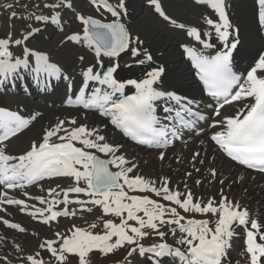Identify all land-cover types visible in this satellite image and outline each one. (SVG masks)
I'll return each mask as SVG.
<instances>
[{
	"label": "snow or ice",
	"instance_id": "snow-or-ice-1",
	"mask_svg": "<svg viewBox=\"0 0 264 264\" xmlns=\"http://www.w3.org/2000/svg\"><path fill=\"white\" fill-rule=\"evenodd\" d=\"M91 3L98 12L103 9L113 19L104 22L91 15H75L81 31L68 35L66 40L83 43L95 57L94 64L82 69L78 89L49 54L27 46L26 41L39 31L32 24L27 25L19 38L14 39L12 33L0 37V91L5 86L15 88L17 81H24L26 76L41 91L49 90L52 80H63L67 82L66 106L98 113L106 121L101 126H91L78 123L75 118L58 119L43 131L39 141H33L22 154L14 155L8 153L7 142L28 128L40 113L25 117L21 112L0 107V186L8 190L25 189L52 178L73 182V186L60 191L49 188L50 199L29 197L43 207L9 198L7 192L0 193V204L18 206L20 212L45 225L59 217H74L76 211L69 208L73 204L81 211L91 213L99 208L102 216L119 218V223L105 219L99 233L93 231L95 223L88 228L73 225L65 233L56 231L54 239L39 244L40 249L50 254V264H68L70 257H75L77 264H90L94 252L108 257L119 250L126 252L125 264L134 255L145 264H164L166 258H171V264H224L238 228L244 231L245 264H264V223L252 218L247 206L230 199L223 188L218 199L209 197L205 202L195 196L187 183L181 191L171 187L167 176L149 179L136 174L137 164L124 154V145L109 138L106 129L111 125L136 145L168 148L176 140L183 141L186 130L195 129L209 117L194 109V99L158 87L165 68L150 66L152 54L146 48L141 49L143 42L139 36H133L122 22V14L127 12L126 0H117L115 6L109 0ZM148 3L163 20L184 30L199 45L182 43L180 47L204 92L214 102L207 105L217 118L212 119L209 127L219 130L209 140L237 165L264 173V51L242 70L243 74L234 70L239 29L229 18L225 0H193L194 5L211 9L217 17L202 15L206 30L178 23L165 13L160 0ZM34 7L39 9L41 5ZM42 7L49 13L31 12L19 18L60 27V10L71 9L73 3L54 0ZM10 18H17V13L13 11ZM254 19L258 31L264 35V0H254ZM126 52H130L136 65H149L142 77L117 78L121 66L115 58ZM103 57L112 62L106 66ZM79 59L83 61L84 57ZM128 88L134 89L132 94H126ZM233 105L241 106L234 114L222 115L226 106ZM199 157L200 153L195 152L192 161L198 160L203 165L205 160ZM159 159H165L164 152L159 153ZM192 166L196 172L200 171L195 163ZM209 174L216 179L217 169L209 168ZM186 175L191 177L192 173ZM81 183L85 186L81 187ZM219 183L224 185L225 180ZM195 184L200 185L201 181L196 180ZM70 193L75 194L74 199L69 198ZM23 195L29 194L25 191ZM81 195L87 199H80ZM2 222L8 228L26 231L19 223L7 219ZM169 234L175 240L174 245L166 241ZM149 235L158 236L160 242L145 246L142 241ZM15 247L22 251L19 245ZM21 264H45V261L41 252L36 251L26 255Z\"/></svg>",
	"mask_w": 264,
	"mask_h": 264
},
{
	"label": "bare ground",
	"instance_id": "bare-ground-1",
	"mask_svg": "<svg viewBox=\"0 0 264 264\" xmlns=\"http://www.w3.org/2000/svg\"><path fill=\"white\" fill-rule=\"evenodd\" d=\"M185 1H188L186 2V6L193 8L194 10L193 13H186L185 15L184 12L182 10H179L178 8L173 9L171 11L166 5L165 0H160L161 6L165 11V13L169 17L177 20L178 23L186 22V23H190V25L188 26H197L200 27L201 29L206 30L208 26L204 25L202 15L206 14L213 19H217L214 13L211 12L208 8L194 5L193 0H185ZM238 1L240 0H225L227 4V12L229 18L231 22L239 29L238 38L240 40V44L238 46V49L234 53V67L236 71L243 74L242 70L248 68V66L251 63V60L253 59L254 54L256 53L255 56L256 58L259 52L264 51V35L260 34L255 20L252 21L251 19V14L254 10V0H248L244 2L241 1V4H238ZM109 2L113 6H115L117 3L115 0H109ZM72 3H73V7L71 9L60 10L62 17L60 27H65V25L67 24L66 22H69V20L75 16L74 14L71 15L70 12L73 9L79 8L80 4L82 3V0H72ZM9 4L13 5V7L17 5L11 3L9 0H0V37H5L8 33H14L15 35L18 34V36L17 37L15 36L14 39L19 38L21 33L27 28V25L32 24V26L38 28L39 31L34 33L33 37L29 38V40L26 41L27 46L29 48L43 51L49 54L51 61L61 66L64 73L70 77L74 87L78 89V87L81 85V80H82L80 75L81 72L79 73L76 72L77 74L74 76L68 69V67H74V66H67V65H73V63L75 62L72 60L73 55L75 53L70 48L74 46L75 50L77 49L78 52H81V50L83 49H79L78 47L76 48V46L82 45L83 43L80 42H73L72 44L70 42H69L70 44L65 43V45L69 46V48L68 49L65 48L62 50L61 53L55 54L57 59L63 60V64H61L57 59L54 58L53 56L54 54L51 55V52L48 51L43 45V41H45L47 37L49 38L51 34H53V30H56L57 28L59 29V27L51 24L45 25L42 23H38L35 20H25L24 22L19 18L18 15L19 12L22 11V9L26 8L25 5L19 7V9H15L13 7L9 9L7 7V5ZM147 4H148V0H126L127 12L126 14H122L121 19L122 22L125 23L127 27L128 24L130 23V27L132 31L131 30L129 31L133 36H139L140 40L143 42L140 45L141 49H145L144 44L147 45L146 49L153 56V62L150 66L151 67L163 66L165 68V75L163 78V82L160 83L158 87L161 88L162 90L166 89L169 91L176 92L178 95L186 96L189 99H194L196 101V105H194V109H196V107L199 105L206 104L207 102H209V100L208 98L203 97L202 95L201 92L202 84L200 83L198 77H196L195 70L191 68L190 62L187 60L185 54H183V50L180 47L182 43H188L190 44V46H195L194 44H192L193 40L189 37H186V32L184 30L176 29L169 22L163 19H161V21H164L165 24H163L162 26L156 25L157 23L155 24L153 22L151 23L149 21H146V18L143 16L142 13V8H144V6ZM27 5L30 6L31 4L27 3ZM88 5L91 7H95L93 4H89V2ZM13 11L17 13V18H10L11 13ZM49 11L50 10L48 9H41V11H37V14H40L41 12H43L44 14H48ZM100 11L103 13H107L104 12L103 9H101ZM180 11H182L181 12L182 15H179ZM7 12H9L10 14L8 13L9 16L6 15L7 20H5L6 19L5 14ZM22 12H24L25 14L26 11L23 10ZM151 13L153 14V11H151ZM107 14L111 16L110 13ZM253 16H254V12H253ZM181 17L183 19H180ZM96 18L101 19L100 16L98 15L96 16ZM188 19H194L197 24H194L192 20H188ZM5 23H9L8 26L9 28L4 26ZM170 25L171 28H169ZM165 29L167 31L173 32V35L171 34V32L168 33ZM174 35L180 37V39L175 38ZM33 40L39 41V43L41 41V46L39 45V48L34 46V42L36 41ZM30 41H33V43H31ZM179 41L180 43H178ZM82 48L84 47L82 46ZM16 51H19V49H16ZM122 54L119 57L115 58V61L118 62L121 66L116 74L117 78L142 77L143 72L149 68V65H142V66L136 65L134 63V58L130 54H127L126 64L131 65V67H125L126 64L119 62L120 61L119 59L120 57H122ZM102 59L104 63L112 62L107 57H103ZM94 63H95L94 53L93 56L91 54L87 55L86 62L83 64L82 69H85ZM66 85H64L61 82V80L60 81L52 80L50 89L47 91H41L31 82V78L26 76L24 81H17V86L15 88H11L10 86H5V89L3 91H0L1 92L0 95L8 96V99L10 101L17 100L19 101V103H22L20 105H23V107H25L28 110V112L24 111L23 109L17 110L16 108L10 110L21 112V114L24 115L25 117H28L36 112H39L38 110H41L44 104L49 105V108H44L40 112V116H38L35 121H32V123L28 126V128L24 129L23 132L20 133L21 135L19 134L15 139L7 142L8 153L18 155V154H22L26 149L29 148V146L33 141L26 142V139H24L23 137L30 133L32 129L31 128L32 125H33L32 127L37 128L39 132L41 131L40 135L42 136L43 131L46 128H48L50 125L54 124L58 119H64V120L68 119L67 117H69L68 114L71 112V110L77 112L78 123L89 124L91 126H101V122L104 121V118L99 117L98 113L93 114L88 112L87 110L66 106L65 104V100L67 97ZM17 87H19L18 90L20 89V91L24 92L28 96L25 98L20 97L18 91H16ZM30 87H32V89H35L37 93L32 94ZM48 91L50 92V94L47 93ZM62 91H64V93H62ZM133 91L134 89L131 88L126 89V93L127 92L132 93ZM9 93H11V95ZM33 95H36L39 100L42 99L43 103L38 104L34 100ZM240 106L241 105L226 106L225 109L222 110V115L234 114L236 109ZM51 110L53 112L52 115L49 114V111ZM226 110L228 112L225 114L224 111ZM158 114H159V110H158ZM210 114L212 115V110H210ZM213 119H217V118L213 117ZM104 122L106 123V121ZM208 122L209 121H207V124ZM207 124L205 126L202 122L199 123L195 128L196 131L195 137L192 138V140L189 143H186L184 149L179 152L167 153L165 155V159L162 160V162H160L161 160L159 161L157 159L153 160V156L154 154L155 155L157 154V151H152V153L147 154V152H145L146 146L136 145L135 143L131 142L127 137H124L122 133H120L118 130L113 129L111 125H108L106 132L112 141L124 145V148L122 149L124 154L127 156L129 160H132L137 164V168L135 170L136 174L142 175L145 178H149V179H157L158 177L170 176L169 180L171 181V187L173 189H176L178 187L179 190L182 188V191L184 190V184L185 183L188 184V182L192 181L190 186L189 185L188 186L191 188V190L193 191V193L197 198H202L205 202L209 197L218 199L221 188H223L224 192L229 196V198H230L229 192L233 189H237L241 191V193L240 195L234 194L236 197V201H239L243 206H247L250 209V215L252 218L257 219L258 221L264 223V176H262L263 174L245 169L242 166L237 165L235 162L228 159L222 152L219 153L217 146L209 140L210 134H212L214 131H218L219 128L208 129ZM66 126L70 127V125H66ZM28 130L30 131L28 132ZM183 138H185V135H183ZM16 141L18 145L22 144L19 149L12 148L13 145L16 144ZM178 143L180 142L174 141L172 145H176ZM11 145L12 147H10ZM195 152L200 153L199 159L205 160V163L203 165H201L198 162V160L194 162L192 161V158H190V156L192 157V155ZM210 152L212 154H210ZM177 157H179L180 159L178 160ZM193 163H195L196 168L200 169L199 172L195 171V169L192 166ZM158 167L161 168L160 171H158L159 169ZM203 167L208 170L209 168L212 167L216 168L218 173L216 179H212V177H210L207 180L206 179L202 180L200 173L201 170L204 169ZM221 169H223V171H229V173L226 175L223 172H221ZM185 172L186 173L191 172L192 173L191 177L187 176ZM241 176L244 177L243 180L239 179V177ZM221 179L225 180L224 185H221L219 183ZM45 180L37 182L35 186H44L43 183L45 182ZM48 180L49 182L47 181V183L45 184L46 187H49L53 182L54 186L50 188H56L57 191H60L61 188L70 187V184H73V182L67 178H52ZM193 180H200L201 184L196 185L195 181ZM82 184L83 183H81V185ZM57 185H59L60 187H57ZM28 194H29L28 196H25L27 198L26 199L27 202L30 203L31 205L35 204L36 207L39 208L40 206L39 202L29 198L31 196H38V195L31 194L29 192ZM69 195H75V194L70 193ZM46 197H48V194ZM69 198L74 199L75 197L74 198L69 197ZM71 209L80 210L79 206L74 204L71 207ZM7 213L8 214L5 215L3 219H7L11 223H19L22 227H24L27 231V236H25L27 242H29L28 239L29 235L31 236V238H35L37 241L36 244L37 250L35 248H29L28 250H32L33 252H26L24 254L27 255L34 254L36 251H42V249L39 248V244L41 242L38 244L39 242L38 234L33 232L35 231L33 226H30L28 223H26L28 222V220H30L29 222L31 223L33 222L35 225H38L41 222L39 220L32 219L30 216H27L28 214L26 212L25 213L20 212L18 206L15 205H10ZM191 215H193L195 218H207V217H202L199 214H191ZM19 216H24V217L21 218ZM24 218L28 220H24ZM62 218L72 219V216L59 217L57 221L51 223V224H56L57 228L53 229V227H51L52 230L51 232L50 231L45 232L44 230H41V232L44 234L41 236H45L47 239H50L51 236L54 237L55 230L62 232L65 229L62 228L63 225H67L66 222H61ZM0 219H2V216H0ZM3 219L1 220V222L3 221ZM24 222L27 225L24 226ZM44 226L47 225L44 224ZM9 232L12 233L14 231H12V229L11 230L8 229V231L5 230L4 227L0 224V243L5 244V242L1 241L3 238H11L9 236L10 235ZM30 233L34 236H32ZM237 234L241 237H244L243 229L238 228ZM12 238H14V236ZM12 238L10 241L13 240ZM166 241L170 244L173 245L175 244V241H168V240ZM144 245L146 246V244ZM233 247L237 248L235 252H237L238 254L232 255L229 250V254L225 258L224 264H245V256L243 255L244 245H240L238 247V245L235 244ZM0 257L5 259L2 253L0 254ZM129 264H145V261L135 255L133 259L131 258V260H129Z\"/></svg>",
	"mask_w": 264,
	"mask_h": 264
},
{
	"label": "rangeland",
	"instance_id": "rangeland-1",
	"mask_svg": "<svg viewBox=\"0 0 264 264\" xmlns=\"http://www.w3.org/2000/svg\"><path fill=\"white\" fill-rule=\"evenodd\" d=\"M11 3L13 4H17L15 5L13 8L15 9H19V7L25 5L27 6L25 9H22L25 10V14L24 12L20 11L19 12V17L21 16H27L29 15L31 12H36L37 11H41V9H43L42 5L45 3V2H54V0H9ZM117 2V0H115ZM241 1L244 2V1H248V0H240L238 1V4H241ZM91 3V1H89ZM166 2V5L168 6V8L172 11L173 9H176L178 8L179 10H182L184 12V14L186 15V13H193L194 10L192 7H188L186 6V2L188 1H185V0H165ZM27 3H30L31 5H27ZM41 5V8L37 9L36 7H34L35 5ZM87 1L86 0H82V3L80 4L79 8L76 9V14H82V15H91V16H100L101 20L103 21H111L113 19V17H111L110 15H108L107 13H103L101 11H97L95 7H91L89 5H87ZM83 9V12H79ZM211 12H213L211 9H209ZM151 11H153V14L151 13ZM179 13V15H182L181 12ZM233 11V10H232ZM234 12V11H233ZM254 12V10H253ZM253 12L251 14V19L252 21H254V16H253ZM9 12H7L5 14V17L7 20V16H9L8 14ZM142 13H143V16L146 18V21H149V22H153V23H157L156 25H159V26H162L163 24H165L164 21H161V19H163L162 17H160L157 13H155L154 11V8L153 6H151L149 3L147 5L144 6V8H142ZM180 19H183L182 17ZM22 21L25 22V19H21ZM188 20H192V22L194 24H197L195 22L194 19H188ZM128 21V20H127ZM76 22V25H73L72 26V23L74 24ZM129 22V21H128ZM182 22V21H181ZM185 25H190V23H186L184 22ZM4 26L8 27L9 26V23H5ZM71 26V27H70ZM169 26V25H168ZM204 27V26H202ZM9 28V27H8ZM171 28V25L170 27ZM128 29L132 31L131 27H130V23L128 24ZM166 30V29H165ZM63 31H67L70 35L73 34V33H78L81 31V25L79 24L78 21L74 19H71L70 23H68L66 25V27L64 28H61V29H58V30H53V34H51V36L48 38L45 39V41H43V45L44 47L51 52V55L54 56L55 59H57V57L55 56V54H59L62 52L63 49L65 48H69V46H66L65 43H69L68 41L64 42V40L66 39V37H64L67 33H61ZM167 31V30H166ZM168 33L171 32V31H167ZM20 34V33H19ZM171 34L173 35V32H171ZM13 35V38L17 35H15L14 33H12ZM175 38L177 39H180V37L174 35ZM187 37V36H186ZM33 41H36V40H33ZM33 41H30L31 43H33ZM180 43V41L178 42ZM70 44V43H69ZM72 44V43H71ZM194 45H196L197 47H199V45H197V43L194 41L193 42ZM39 45L41 46V41L39 43V41H36L34 42V46H36L37 48H39ZM85 47L84 44L82 45H78L77 47L79 49H83L81 50V52H78V50L74 48V46H72L70 49H72L74 51V55H73V61H75L73 63V65H67V66H74V67H68V69L70 70V72L75 76L77 73L76 72H81L82 71V68H83V64L86 62V59H87V55H92L93 56V52L91 50H89L88 48L84 49L82 48ZM144 47L146 48L147 45L144 44ZM43 48V47H42ZM90 54H89V53ZM127 54H130V52H126L124 54H122V57H120V63H123V64H126V55ZM72 56V55H71ZM80 56H83L84 57V60L81 61L79 59ZM255 56H256V53L254 54L253 56V59L251 60V63L252 61L255 59ZM61 64H63V60H59L57 59ZM81 70V71H80ZM32 91V94L33 93H37V92H34L33 89H31ZM62 93H64V91H62ZM2 97H0V106H6L7 108H16L19 110V107L21 108V105L18 104L17 102H14L13 104L10 103L9 99L6 98V97H3V95H0ZM36 96V95H35ZM37 101H38V104H40V100L36 97ZM20 100V99H18ZM13 102V101H11ZM21 102V101H20ZM19 106V107H18ZM62 106V105H61ZM202 106V107H201ZM199 107H197V109H201V110H205V106L204 105H201ZM44 108H49V105H46L44 104V106H42L41 110H38L39 113L44 109ZM57 109V108H56ZM201 112V111H200ZM228 111H224V113L226 114ZM44 113V112H43ZM52 110L49 111V114L52 115ZM202 114H207L206 117H209V119L207 121L208 122V128L209 127V123L212 122V117L211 115H208V113H205V112H201ZM69 117H67L68 119L66 120H70L72 118H75L77 119V112H75L74 110H71V112L68 114ZM40 116V115H39ZM207 121H204L203 124L206 125ZM33 126V125H32ZM31 126V131L28 130V132L30 131V133L26 136H24L23 138L26 139V142H30V141H36V140H40L42 138V136L40 135L41 131L39 132V130L37 128H34ZM27 133V132H26ZM25 134V133H24ZM188 138L187 139H183V141H181V143H178L176 145H173V146H169L168 149H170V152H173V151H180L182 149H184L186 143H189L191 140H192V135L191 134V131H188L185 133ZM21 135V134H20ZM22 137V136H21ZM20 137V138H21ZM15 139L12 138V140ZM184 141H186V143H184ZM13 143V142H12ZM15 143V141H14ZM22 145V144H21ZM20 144L18 145L17 141H16V144L10 146L12 148H15V149H19ZM15 146V147H14ZM149 148V147H148ZM13 149V150H15ZM156 149V148H149L148 150L145 149V152H147V154H150L152 153V151ZM157 150V154L153 156V160L157 159L160 161L159 159V153L160 152H166V149L165 148H161V149H156ZM210 154H212L210 152ZM190 158H192L190 156ZM172 160H173V157H172ZM162 162V160L160 161ZM173 164V163H172ZM175 165V164H174ZM159 168V167H158ZM204 168V167H203ZM226 168V167H225ZM161 168L158 169V171H160ZM208 172V174H207ZM221 172H223L224 174H228L229 171H223V169H221ZM186 174V172H185ZM201 177H202V180H207L209 179L211 176L209 174V170L208 169H202L201 170ZM168 178H170V176H168ZM46 181L49 182V180L47 179ZM193 181H196V180H193ZM186 182V181H185ZM192 183L191 182H188V185L190 186V184ZM54 186V183L52 182L51 185L48 187H53ZM70 186H73V184H70ZM81 187H84L85 185L82 184L80 185ZM48 188L45 187L42 188L40 186H27L25 189H13V190H8L6 189V192L9 193V198H17V199H24L26 201L27 204L31 205L30 203L27 202V200L25 199V196L23 195V193L25 191L29 192V193H32V194H37L38 196H47L48 194V197H49V193H48ZM0 189H3L2 187H0ZM36 189V190H35ZM182 191V188L180 189ZM228 190V189H227ZM43 192V193H42ZM241 191L237 190V189H233L229 192L230 194V199H235L236 200V197L235 195H240ZM235 194V195H234ZM46 197V198H48ZM69 197L71 198H74L75 195H69ZM51 197H49L50 199ZM80 198L82 199H87V197H84L83 195L80 196ZM154 199H159L157 197H154ZM163 203H168V202H164V201H161ZM7 206H10V205H6V204H0V215H6V212H5V208ZM73 205H69V208H71ZM39 207H43V205H40ZM59 207H63V205H59ZM76 211V215L74 217H72V219H61L62 221L61 222H66L67 225H63L62 228H65L62 233H65L67 232L69 229L72 228L73 225H76V226H79V227H83V228H88V225L89 224H92V223H95L97 225V227L95 229H93L94 232H102L103 231V221L105 219H113L114 222L116 223H119V218H116V217H112V216H107V217H104L102 216V213L100 211L99 208H94L93 212L89 213V212H86V211H81V210H75ZM25 213V212H24ZM25 216V215H24ZM24 216H19V217H24ZM29 216V215H27ZM24 220H28L26 218H24ZM30 220H28V223L30 226H33V228L35 229V231H33L34 233L38 234V237H39V242L38 244L41 242H43L45 239H47L45 236H41V235H44L41 230H44L45 232H51V227H53V229H56L57 226L56 224H51L52 222L54 223V221H52L49 225L47 226H44L43 223H40L38 225H35L33 222H29ZM25 222H24V226L27 225ZM39 223V222H38ZM41 225V226H40ZM5 230L8 231L11 230V228H8L7 226L3 225ZM43 226V227H42ZM45 228V229H44ZM61 228V229H62ZM163 230V229H162ZM166 231V229H164ZM12 233L9 232V236L12 238L14 236V238H12L13 240H11V238H3L1 241L2 242H5V244H2L0 243V254L2 253L3 257H5V259H3L2 257H0V264H21V262L23 261L24 257V253L26 252H33L32 250H28L29 248H35L36 249V244H37V241L35 238H31V236L29 235L28 239H29V242L26 241L25 239V236H27V231L25 232H19L15 229H12ZM57 230H55L56 232ZM17 232V233H16ZM29 233V232H28ZM14 234V235H12ZM31 234V233H30ZM32 235V234H31ZM21 236V237H20ZM23 236V237H22ZM34 236V235H32ZM55 237H50V239H54ZM170 238V239H169ZM166 240L168 241H175L174 238L169 234L167 237H166ZM244 240V238H243ZM154 242H160V238L158 236H154V235H149L147 238H145L142 243L143 244H146V246H150L152 243ZM235 243H239V237H235ZM4 245V246H3ZM16 245H19L20 249L22 251H17L16 250ZM234 245V244H232ZM242 245H244V242H242ZM10 249V250H9ZM37 250V249H36ZM41 252V255L43 257V259L46 261L45 264H50L51 262V257H50V254L47 253L46 251L42 250L40 251ZM5 253V254H3ZM7 257V258H6ZM135 257V255L133 257H131L132 259ZM131 258H127L128 260H131ZM125 260H126V252L125 250H119L117 251L114 255H109L108 257H104V256H101L99 255L98 253H92L91 254V259H90V264H125ZM68 264H77L76 262V258L75 257H70L69 258V261H68ZM164 264H171V258H169L168 260L165 259L164 261Z\"/></svg>",
	"mask_w": 264,
	"mask_h": 264
},
{
	"label": "water",
	"instance_id": "water-1",
	"mask_svg": "<svg viewBox=\"0 0 264 264\" xmlns=\"http://www.w3.org/2000/svg\"><path fill=\"white\" fill-rule=\"evenodd\" d=\"M106 66L108 65V64H105Z\"/></svg>",
	"mask_w": 264,
	"mask_h": 264
}]
</instances>
